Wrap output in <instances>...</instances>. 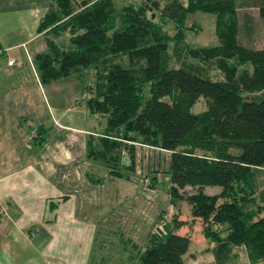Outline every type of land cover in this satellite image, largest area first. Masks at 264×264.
I'll list each match as a JSON object with an SVG mask.
<instances>
[{
	"label": "trees",
	"instance_id": "trees-1",
	"mask_svg": "<svg viewBox=\"0 0 264 264\" xmlns=\"http://www.w3.org/2000/svg\"><path fill=\"white\" fill-rule=\"evenodd\" d=\"M151 1L118 10L114 0H53L38 26L47 41L46 51L34 57L40 81L49 83L84 67L95 70L86 105L107 119L104 135L88 139V157L102 161L111 173L121 176L122 168L135 169L136 143L170 152L168 191L177 210L159 214L135 264H185L189 230L196 224L203 237L217 241V264H230L226 254L232 246H243L250 264H264V191L259 193L255 178V170L264 166V93L248 96L264 88V48L239 41L235 7L246 6L245 1L169 0L160 10V21L175 22L179 30L188 13L216 15L218 45L189 48L188 54L217 63L226 72L222 81L202 69L167 63L169 37L146 17L144 5ZM255 1L246 4L259 8L262 16L264 0ZM65 32L67 46L51 37ZM119 55L143 62L139 74L112 62ZM242 65H251L252 72L246 67L237 74ZM201 96L207 108L196 114L191 107ZM123 155L129 164L122 162ZM156 174H147L151 188ZM206 185L221 190L207 194ZM187 186L194 191L185 193ZM179 201L190 205L186 219ZM221 228L227 232L224 239Z\"/></svg>",
	"mask_w": 264,
	"mask_h": 264
},
{
	"label": "crops",
	"instance_id": "crops-1",
	"mask_svg": "<svg viewBox=\"0 0 264 264\" xmlns=\"http://www.w3.org/2000/svg\"><path fill=\"white\" fill-rule=\"evenodd\" d=\"M52 3L0 0V264H135L171 205L170 152L136 143L135 169L121 176L88 157L106 126L86 105L95 70L44 84L34 64ZM136 168L162 179L146 193Z\"/></svg>",
	"mask_w": 264,
	"mask_h": 264
},
{
	"label": "rangeland",
	"instance_id": "rangeland-1",
	"mask_svg": "<svg viewBox=\"0 0 264 264\" xmlns=\"http://www.w3.org/2000/svg\"><path fill=\"white\" fill-rule=\"evenodd\" d=\"M168 1L169 0H154L144 5L146 8H148L146 10V17L149 20H153L157 24L161 25L162 31L169 37L168 47L166 50L167 63L170 66L183 65L188 68H194V70L202 69V71L212 79L218 81L224 80L226 72L224 69L219 68L217 63H215L214 61L205 62L199 59H193L188 54L189 48L213 47L218 45L219 37L216 33V15L204 11L188 13L186 18L182 21V27H180L181 29L179 30L175 22L166 21L163 23L159 19L160 10ZM181 1L185 2L186 0ZM244 1L246 6L241 7L239 6V4H237L235 7V16L239 24V41L243 45L251 47L253 49H262L264 48V14L261 16L259 13V8L250 7L248 3L246 4V2L250 3L253 0ZM114 3L118 10L127 5L139 7L144 4L143 0H114ZM149 5H151V8L149 7ZM227 19L228 17H226V20ZM51 37L59 45L67 46L69 44L68 32L63 33L60 36L51 35ZM250 37L252 38L249 39ZM112 62H118L125 67H131L137 74H139L143 65V62L141 61L129 62L127 56L125 55L116 56V58H113ZM229 62L232 63L231 60H229ZM246 67L248 69L247 71L251 73V65H242L238 67L236 71L237 74L243 72ZM80 74H82V77L83 75L86 76L85 69H81ZM138 78H140V76ZM86 81L87 83L89 82L88 80ZM147 85V83L143 85V92L146 97L148 96ZM86 92V89H84V93ZM263 93L264 88L261 92L249 93L248 96L251 97L254 95L258 97ZM206 108L207 100L201 96L192 105L191 111L199 114L206 110ZM100 115L105 120L106 124L107 115ZM136 170L139 174H141V179L143 180V182L147 183L148 185L147 189H144V192H146L147 190L152 191L154 188H151L152 186L150 185V180L148 178L150 175L147 176L146 174H143L140 168H136ZM162 174L163 173L161 172H159V174H156L157 179H162ZM255 178L257 190L259 191V193H261L262 191H264V167L255 170ZM220 190L221 187L217 185H206L204 188V192L207 194H217L220 192ZM193 191L194 189L190 186H187L185 189V193H190ZM178 203V206L180 207L178 210H181V217L184 219L188 218L190 216V205L186 201H179ZM176 208L177 207H173L172 205H170V208L168 210L161 211L160 213H165L167 216H169L177 210ZM153 228H155V226ZM189 231L190 232L188 236L190 237V245L188 251L183 256L184 263L217 264V257L214 254V249H216L218 246L217 241H215V239L211 237H203L202 233H199V228L197 229V224L194 229H191ZM180 233L183 234L184 231L181 230ZM226 234V230H224V228H221L220 236L224 239ZM226 257L229 260L230 264H250L247 258V253L243 246H232V248H230V252L226 254Z\"/></svg>",
	"mask_w": 264,
	"mask_h": 264
},
{
	"label": "built area",
	"instance_id": "built-area-1",
	"mask_svg": "<svg viewBox=\"0 0 264 264\" xmlns=\"http://www.w3.org/2000/svg\"><path fill=\"white\" fill-rule=\"evenodd\" d=\"M12 63H13V60H10L9 64H12ZM143 185H144V189L145 188L147 189V186H148L147 183L143 182ZM5 214H6V209L3 206H0V218H2Z\"/></svg>",
	"mask_w": 264,
	"mask_h": 264
},
{
	"label": "water",
	"instance_id": "water-1",
	"mask_svg": "<svg viewBox=\"0 0 264 264\" xmlns=\"http://www.w3.org/2000/svg\"><path fill=\"white\" fill-rule=\"evenodd\" d=\"M123 161H124L125 163L128 164V163H129V161H128V157H127V156H124V157H123Z\"/></svg>",
	"mask_w": 264,
	"mask_h": 264
}]
</instances>
